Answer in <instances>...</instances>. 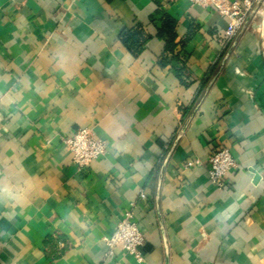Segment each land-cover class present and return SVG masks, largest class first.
<instances>
[{
  "label": "crops",
  "instance_id": "obj_1",
  "mask_svg": "<svg viewBox=\"0 0 264 264\" xmlns=\"http://www.w3.org/2000/svg\"><path fill=\"white\" fill-rule=\"evenodd\" d=\"M226 27L188 0H0V264H264V0ZM79 129L108 146L87 169ZM132 203L142 262L104 240Z\"/></svg>",
  "mask_w": 264,
  "mask_h": 264
},
{
  "label": "built area",
  "instance_id": "obj_2",
  "mask_svg": "<svg viewBox=\"0 0 264 264\" xmlns=\"http://www.w3.org/2000/svg\"><path fill=\"white\" fill-rule=\"evenodd\" d=\"M191 5L206 6L214 9L221 17L227 19L225 37L234 39L238 33L247 28L251 20L259 13L263 0H188ZM63 144L73 155V162L80 169H87L89 165L104 157L107 153V142L97 137L89 129H79L63 138ZM188 162L187 166H193ZM237 164L227 148L216 150L208 159V173L210 181L218 188L224 186L226 175ZM144 199L145 194L140 193ZM136 203L131 204L123 219H121L109 238H105L107 255L112 257L116 249L133 256L137 261H144L142 248L145 238L140 231L134 217Z\"/></svg>",
  "mask_w": 264,
  "mask_h": 264
},
{
  "label": "trees",
  "instance_id": "obj_3",
  "mask_svg": "<svg viewBox=\"0 0 264 264\" xmlns=\"http://www.w3.org/2000/svg\"><path fill=\"white\" fill-rule=\"evenodd\" d=\"M164 25L171 34L170 39L167 43L168 50H171L175 46L173 36L174 22L171 19L166 18L164 21ZM120 40L128 50H130L131 52H138L141 50L145 38L141 28L137 27L134 29L123 30L120 34Z\"/></svg>",
  "mask_w": 264,
  "mask_h": 264
}]
</instances>
